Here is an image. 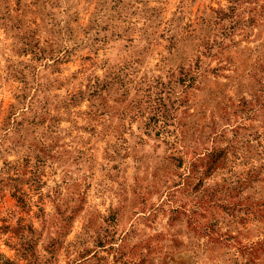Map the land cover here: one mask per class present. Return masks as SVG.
I'll return each instance as SVG.
<instances>
[{
    "label": "rangeland",
    "instance_id": "rangeland-1",
    "mask_svg": "<svg viewBox=\"0 0 264 264\" xmlns=\"http://www.w3.org/2000/svg\"><path fill=\"white\" fill-rule=\"evenodd\" d=\"M0 264H264V0H0Z\"/></svg>",
    "mask_w": 264,
    "mask_h": 264
}]
</instances>
